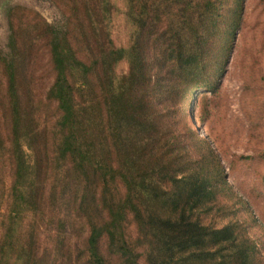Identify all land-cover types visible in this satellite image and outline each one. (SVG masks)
I'll list each match as a JSON object with an SVG mask.
<instances>
[{
	"label": "trees",
	"instance_id": "trees-1",
	"mask_svg": "<svg viewBox=\"0 0 264 264\" xmlns=\"http://www.w3.org/2000/svg\"><path fill=\"white\" fill-rule=\"evenodd\" d=\"M227 1L236 14L240 0H62L63 29L36 25L55 74L47 98L58 110L43 160L22 125L15 58L3 60L12 129L0 148L12 184L0 215V264H263L234 224L217 222L224 206L214 154L196 147L180 108L189 88L204 86ZM119 15L124 46L111 36ZM68 222L79 226L76 235ZM39 231L58 239L53 251L39 252Z\"/></svg>",
	"mask_w": 264,
	"mask_h": 264
},
{
	"label": "rangeland",
	"instance_id": "rangeland-1",
	"mask_svg": "<svg viewBox=\"0 0 264 264\" xmlns=\"http://www.w3.org/2000/svg\"><path fill=\"white\" fill-rule=\"evenodd\" d=\"M61 1L0 2V139L6 148L12 129L10 111L6 109L7 73L3 60L15 58L22 125L30 135L34 158L41 160L50 156L58 110L55 102L47 98L55 74L48 45L37 35L36 25L41 27L45 21L63 29L69 7ZM228 6L227 1L224 16L219 19L221 33L210 53L212 65L203 67L200 81L204 86L189 88L180 108L192 133H196V147L206 151L209 148L214 154L208 159L213 161L211 173L219 170L221 188L217 201L224 206L216 213L217 222L234 224L254 243L256 257L264 264V0H240L236 14ZM10 25L16 30L19 45L16 56L9 45ZM111 33L116 46L127 44L128 33L121 15L113 20ZM32 35L34 41L30 39ZM118 69L125 72L127 66L121 63ZM176 119L182 126V117L176 114ZM8 160L6 151L0 148V215L8 209L12 184ZM67 227L77 234L78 225L71 227L68 222ZM34 238L39 252L53 251L58 240L40 231ZM67 239L72 256L79 254L74 247L77 237L71 235ZM141 263L145 264L143 260Z\"/></svg>",
	"mask_w": 264,
	"mask_h": 264
},
{
	"label": "water",
	"instance_id": "water-1",
	"mask_svg": "<svg viewBox=\"0 0 264 264\" xmlns=\"http://www.w3.org/2000/svg\"><path fill=\"white\" fill-rule=\"evenodd\" d=\"M0 2H2V0H0Z\"/></svg>",
	"mask_w": 264,
	"mask_h": 264
}]
</instances>
